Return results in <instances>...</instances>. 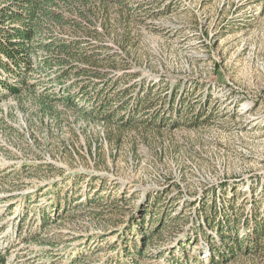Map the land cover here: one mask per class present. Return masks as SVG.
Returning <instances> with one entry per match:
<instances>
[{"label":"rangeland","instance_id":"1","mask_svg":"<svg viewBox=\"0 0 264 264\" xmlns=\"http://www.w3.org/2000/svg\"><path fill=\"white\" fill-rule=\"evenodd\" d=\"M83 10L78 20L103 34L89 41L126 66L110 77L132 92L112 97L106 112L125 109L107 119L59 102L43 111L38 93L2 100L0 264H264V246L219 261L209 241L221 246L220 235L198 210L229 198L239 217L264 208V0H86ZM43 74L32 89L58 91ZM143 84L159 99L137 112Z\"/></svg>","mask_w":264,"mask_h":264},{"label":"trees","instance_id":"2","mask_svg":"<svg viewBox=\"0 0 264 264\" xmlns=\"http://www.w3.org/2000/svg\"><path fill=\"white\" fill-rule=\"evenodd\" d=\"M84 1L86 2V0H0V103L12 96L20 99L25 91L34 95L39 94L36 98L43 111L53 112L54 103L59 102L80 109L85 116L97 114V117H101L104 114V119H107L113 113L116 112L118 115L122 112L121 109H125L121 105L116 107L118 109L106 112L112 106L113 98L116 97L113 99L115 103L122 102L132 90L131 87L118 89V83L126 84L128 78L123 79L122 75L119 76L122 80L114 81L107 70L108 68L114 72L122 68L123 72L127 73L123 62L115 54L103 53V44H92L89 41L101 39L103 34L92 28L91 22L86 21L84 24L78 20L77 15L88 18L83 10ZM68 31L75 36L66 37L65 33L68 34ZM79 33L87 35L88 38H78ZM38 73H44L45 78L51 77L50 82L56 83L58 91L61 92L58 93L51 87H45L41 92L32 89L33 84L29 80ZM69 78L73 80L69 82ZM113 87L116 92L112 90V93ZM154 91L155 87L148 84L141 86L137 94V112L140 109L147 111L157 105L159 95ZM176 97L171 98L168 104L171 114L176 111L180 116L178 107L174 110ZM82 104L86 106L84 109L80 108ZM161 105L165 108L163 102ZM87 108L91 110H85ZM155 112L149 118L160 121L159 114L155 116ZM123 121L120 123L126 124ZM90 202L97 203L95 198H90ZM159 202L152 200L145 207L144 217L138 222V228L142 229L145 217L152 215L153 207ZM198 210L209 227L215 228L220 235L221 246L211 242L213 240L209 241L211 250L220 255L219 261L230 255L260 251L264 246V208L259 212V208L253 206L249 215L242 217L241 214L239 217L235 201L229 198L221 205L214 199L211 204L204 203ZM44 219H48L45 220V223H48L50 216ZM241 221L248 230L245 235L241 234L238 227ZM224 248L229 250V254L222 251ZM133 254L134 252L128 250L125 255L130 257ZM140 254L141 251L138 249L137 255ZM213 263H217L216 260H213Z\"/></svg>","mask_w":264,"mask_h":264}]
</instances>
